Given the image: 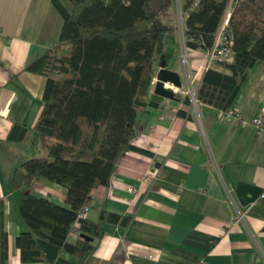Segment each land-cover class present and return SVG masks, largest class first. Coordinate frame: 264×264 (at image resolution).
Here are the masks:
<instances>
[{
    "label": "crops",
    "instance_id": "1",
    "mask_svg": "<svg viewBox=\"0 0 264 264\" xmlns=\"http://www.w3.org/2000/svg\"><path fill=\"white\" fill-rule=\"evenodd\" d=\"M176 1L168 22L175 33L153 60V82L138 108L133 142L147 151H127L110 183L91 191V218L99 219L106 209L129 221L102 223L104 234L89 264H264V62L251 68L234 100V115L199 100L187 105L177 95L152 100L162 68L181 76L183 91L171 82L164 86L182 94L191 86L196 91L209 67L224 69L208 50L185 46L187 14ZM63 27L53 0H0V199L6 212L7 264H50L21 260V192L66 204L67 188L56 181L37 177L22 189L11 183L24 160L48 154L34 128L47 78L27 67L51 49ZM180 108L188 115L179 114ZM255 116L262 117L260 126L243 124L242 119ZM14 124L29 128L26 138L9 139Z\"/></svg>",
    "mask_w": 264,
    "mask_h": 264
},
{
    "label": "trees",
    "instance_id": "2",
    "mask_svg": "<svg viewBox=\"0 0 264 264\" xmlns=\"http://www.w3.org/2000/svg\"><path fill=\"white\" fill-rule=\"evenodd\" d=\"M53 2L64 18L63 31L51 49L27 67L47 78L34 128L48 154L24 160L11 183L22 189L37 177L56 181L67 188L66 204L22 191L19 208L25 229L18 234L17 245L23 262L89 264L104 234L102 223L129 221L106 209L97 220L81 212L92 203V188L110 183L127 151H147L133 142L138 108L146 103L143 94L153 82V60L175 33V25L162 19L175 0ZM180 4L187 14L184 43L193 49H212L230 12L227 29L234 59L222 61L223 70L209 67L196 90L199 101L227 111L254 64L264 62V0ZM176 95L191 104L189 94ZM178 113L187 116L188 110L180 108ZM28 132L26 126L14 124L8 137L17 141ZM8 258L5 203L0 199V264H7Z\"/></svg>",
    "mask_w": 264,
    "mask_h": 264
},
{
    "label": "built area",
    "instance_id": "3",
    "mask_svg": "<svg viewBox=\"0 0 264 264\" xmlns=\"http://www.w3.org/2000/svg\"><path fill=\"white\" fill-rule=\"evenodd\" d=\"M229 18H230V12H228L225 16V19L222 23V26L220 28V32L218 36L216 37L215 44L212 47V49L208 50V54L210 59H220L227 63H231L233 61V49H232V38H231V32L228 31L227 27L229 24ZM176 91H183L180 87H175ZM184 93H187L190 95V98L192 101L196 102V91L191 86L189 89L185 90ZM221 114L225 116L234 115L236 114V110L233 108L222 111ZM243 124L252 123L256 126H260L263 122V119L261 116H255L251 119H242ZM150 178V172L144 176V180H149ZM130 190L133 193H136L137 188L136 186H131ZM260 198L264 200V192L260 194ZM89 211V205H86L84 210L81 212L82 215H86ZM73 236H76V233L73 234Z\"/></svg>",
    "mask_w": 264,
    "mask_h": 264
},
{
    "label": "water",
    "instance_id": "4",
    "mask_svg": "<svg viewBox=\"0 0 264 264\" xmlns=\"http://www.w3.org/2000/svg\"><path fill=\"white\" fill-rule=\"evenodd\" d=\"M165 82H171L174 86H182L181 76L170 69L162 68L159 71L158 81L153 94L151 95L152 100L161 101L165 97L176 98V92L172 87H165Z\"/></svg>",
    "mask_w": 264,
    "mask_h": 264
},
{
    "label": "rangeland",
    "instance_id": "5",
    "mask_svg": "<svg viewBox=\"0 0 264 264\" xmlns=\"http://www.w3.org/2000/svg\"><path fill=\"white\" fill-rule=\"evenodd\" d=\"M176 4H177V1L175 0V6H176ZM175 6H174V8H175ZM173 11L174 10H172L171 12L173 13ZM170 11L169 12H166V13H163L162 14V19L165 21V22H170V19H171V15H172V13H171ZM180 13V12H179ZM177 22H178V20L180 21V19H181V15L180 14H178V16H177ZM221 63H222V61H220Z\"/></svg>",
    "mask_w": 264,
    "mask_h": 264
},
{
    "label": "bare ground",
    "instance_id": "6",
    "mask_svg": "<svg viewBox=\"0 0 264 264\" xmlns=\"http://www.w3.org/2000/svg\"><path fill=\"white\" fill-rule=\"evenodd\" d=\"M222 26V25H221ZM221 28V27H220ZM219 32H220V29H219V31H218V33H217V36H218V34H219ZM223 61V60H222ZM196 97H197V95H196ZM197 101H198V99H197Z\"/></svg>",
    "mask_w": 264,
    "mask_h": 264
}]
</instances>
